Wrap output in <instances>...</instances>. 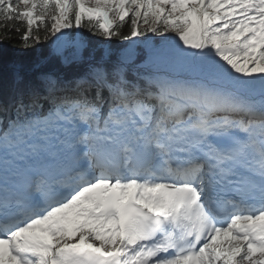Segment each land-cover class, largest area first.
Returning <instances> with one entry per match:
<instances>
[{
  "label": "snow or ice",
  "instance_id": "obj_1",
  "mask_svg": "<svg viewBox=\"0 0 264 264\" xmlns=\"http://www.w3.org/2000/svg\"><path fill=\"white\" fill-rule=\"evenodd\" d=\"M21 26L63 70L0 105V264H264V0H0Z\"/></svg>",
  "mask_w": 264,
  "mask_h": 264
},
{
  "label": "trees",
  "instance_id": "obj_2",
  "mask_svg": "<svg viewBox=\"0 0 264 264\" xmlns=\"http://www.w3.org/2000/svg\"><path fill=\"white\" fill-rule=\"evenodd\" d=\"M23 26H21V33H12L11 40H4L0 43V97L5 98L6 101L9 100L11 95V67L19 66L26 69L29 73L25 74V80L35 82L36 76L33 72L39 71H52V70H63L59 65L58 61L55 59L48 61L47 63H42L47 61L49 56L51 42L39 44L27 51H21L19 48V36L23 33ZM127 31V26L123 29ZM86 37L88 44L91 48H96L103 40L99 37L92 36L87 31L82 32ZM113 46H122L118 40H113ZM140 56L143 58V50L140 47ZM87 54V53H86ZM99 55V52H97ZM41 64V68L33 71L35 65Z\"/></svg>",
  "mask_w": 264,
  "mask_h": 264
}]
</instances>
